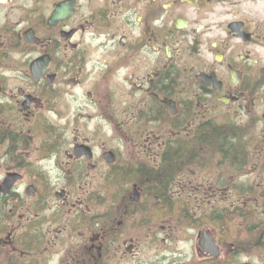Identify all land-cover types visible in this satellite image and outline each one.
Listing matches in <instances>:
<instances>
[{"label": "flooded vegetation", "instance_id": "obj_1", "mask_svg": "<svg viewBox=\"0 0 264 264\" xmlns=\"http://www.w3.org/2000/svg\"><path fill=\"white\" fill-rule=\"evenodd\" d=\"M0 264H264V0H0Z\"/></svg>", "mask_w": 264, "mask_h": 264}, {"label": "rangeland", "instance_id": "obj_2", "mask_svg": "<svg viewBox=\"0 0 264 264\" xmlns=\"http://www.w3.org/2000/svg\"><path fill=\"white\" fill-rule=\"evenodd\" d=\"M78 105H76V107H77ZM76 107H75V104L74 103H71V106H70V108H69V110H68V113H67V116H66V118H67V121L68 122H73L74 121V118H75V116H76ZM78 108V107H77ZM89 129H90V132H92L93 131V129H94V124H92L90 127H89ZM106 133V132H105ZM105 133H103V134H105ZM102 137H104V135H102ZM65 138H66V142H67V144H69V146L71 145V143H72V141L74 140V138H73V133H72V131L71 130H69L68 129V131L66 132V134H65ZM110 138H112V136H111V134H110ZM109 139V136H106V140H108ZM109 141V140H108ZM222 199H224V198H222ZM188 198L187 197H184L183 199H175V200H171V201H169L168 202V205H170V206H173V207H176L177 208V210H172V211H170L168 214L169 215H174V216H178V218H179V223H180V226L181 227H183V228H186L187 227V225H188V212L186 211V210H183L182 208L183 207H180V206H184L185 205V203H186V205L188 204ZM231 201L232 202H236V199H231ZM165 204H167V201H165ZM225 204V203H224ZM178 207H180V211L182 210L183 211V213H180L179 211H178ZM186 207V206H185ZM225 210H227V208H224ZM226 212H231L230 210H228V211H226ZM235 214V213H234ZM154 216V215H153ZM154 219L156 218V216H154L153 217ZM195 226H196V228H195V231H196V229H200V227H201V225L199 224V223H195ZM225 228H223V229H221L220 231L222 232V233H220V238H236V237H241L240 236V234H241V231L239 230V229H237L236 228V226H235V223L234 224H232L231 226H226V223H225ZM198 233H199V231L197 230L196 232H193V231H191V238L193 237V238H196L197 237V235H198ZM183 236V232H182V230H181V237ZM252 259H250V258H241V261H251Z\"/></svg>", "mask_w": 264, "mask_h": 264}, {"label": "water", "instance_id": "obj_3", "mask_svg": "<svg viewBox=\"0 0 264 264\" xmlns=\"http://www.w3.org/2000/svg\"><path fill=\"white\" fill-rule=\"evenodd\" d=\"M75 153H76V156L79 158L82 156H86L88 159L92 158L91 150L86 146H81L77 148ZM110 156L111 154L107 155L106 158L109 160ZM200 237H201L200 242H199L200 246L203 247L205 250L211 251L215 257H218L219 249L215 245L214 239L210 235H208L206 231H203L200 234Z\"/></svg>", "mask_w": 264, "mask_h": 264}, {"label": "trees", "instance_id": "obj_4", "mask_svg": "<svg viewBox=\"0 0 264 264\" xmlns=\"http://www.w3.org/2000/svg\"><path fill=\"white\" fill-rule=\"evenodd\" d=\"M212 140L216 141V142L224 143L223 146L228 151L229 156H232L233 154L238 153V150L231 145V142L228 139L226 140L225 138H222L220 135H217V136L213 137Z\"/></svg>", "mask_w": 264, "mask_h": 264}]
</instances>
